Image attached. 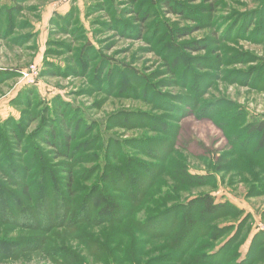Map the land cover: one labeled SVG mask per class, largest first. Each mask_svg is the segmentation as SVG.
I'll list each match as a JSON object with an SVG mask.
<instances>
[{"label":"rangeland","instance_id":"obj_1","mask_svg":"<svg viewBox=\"0 0 264 264\" xmlns=\"http://www.w3.org/2000/svg\"><path fill=\"white\" fill-rule=\"evenodd\" d=\"M22 9L11 31L0 36V122H17L23 113V120L29 118L24 141L29 143L45 114H52L48 108L69 106L71 131L91 138L94 147H106L103 157L96 158L93 149L69 159H55L53 153V163L68 161V170L77 167L84 190L90 185L87 177L111 163L122 165V152H130L139 171L153 165L159 177L153 186L139 190L153 191L147 201L174 188L179 199L175 204L209 192L216 201L237 207L240 215L216 222L227 232L212 244L218 248L235 234L244 257L251 239L264 234V153L255 150V138H244L240 128L264 117V0H28ZM69 12L75 13L74 24L61 28L52 22ZM8 27L4 22L0 33ZM88 46L93 51L86 62L79 50ZM171 61L179 63L177 70ZM32 65L36 75L31 74ZM101 68L106 69L99 77ZM27 88L36 96H20ZM53 111L55 117L58 109ZM151 117L159 118L160 125H150ZM12 152L21 155L17 149ZM219 156L229 163L225 170L216 168ZM182 160L189 172L212 175L213 184L177 186L174 172ZM7 229L0 224V237ZM19 233L27 234L24 228L9 232ZM72 233L53 230L49 250L65 236L78 248L73 234L79 232ZM82 250L92 264H103ZM163 251L146 255L155 259L153 264H165L175 252L160 262ZM51 257L24 255L0 264L62 262L60 256ZM108 258V264H130ZM192 260L189 253L179 264Z\"/></svg>","mask_w":264,"mask_h":264},{"label":"trees","instance_id":"obj_2","mask_svg":"<svg viewBox=\"0 0 264 264\" xmlns=\"http://www.w3.org/2000/svg\"><path fill=\"white\" fill-rule=\"evenodd\" d=\"M25 1L28 0L0 1L1 30L4 22L9 23L7 31H1L0 36H5L11 31V22L22 12ZM74 14L69 12L60 15L52 22L61 28L72 25L75 22ZM79 51L87 62L93 47L88 46L87 49L81 48ZM180 57L183 56L180 54ZM178 64L171 61L173 70H177ZM105 69L101 68L99 77ZM34 94L36 96L35 92L27 88L20 96L31 98ZM54 108L58 109L55 111V117ZM54 108L47 109V112L52 111V114H45L42 124L33 134L35 137H32L29 143L24 141L30 123H25L29 118L23 120V113L17 122H14L13 118L0 122V224L9 228L6 235L0 237V263L6 259L17 260L24 255L41 254L47 259L60 256L62 262L57 264H92L89 258L81 253L84 249L96 262L103 264H108L107 255L111 260L123 263L153 264L155 259L146 254L163 248L166 254L159 261L170 259L172 255L167 254L174 251L173 260L167 261L174 264L185 260L189 253H192L193 257L191 264L264 262L263 233H258L251 239L244 257L239 254L240 240L235 234L218 248L212 244L227 232L226 227L217 226L216 222L240 215L239 209L231 203L216 201L211 193L205 192L175 204L179 199L174 188L167 190L164 195L151 196L150 202L147 201L153 191L149 188L139 190L146 185L153 186L154 180L156 184L159 177H155L153 165L146 172L139 171L130 152L127 155L125 151L122 152V156L126 158L122 165L111 163L106 170H98V173L87 177L90 185L89 189L84 190L79 174L75 171L77 167H70L68 170V161L61 165L53 163V153L56 154L55 159H69L74 158L82 149H93L92 152L97 154L94 156L96 158L102 156V150L106 152V147L103 149L97 147V144L94 147L95 144H90L91 138H79L77 131H71L69 106L67 109ZM56 117L62 121L59 122ZM159 120L151 117L149 124L157 127L160 125ZM240 128L243 129L239 130L244 138L246 135L255 138V150L264 153V117H255L248 123H241ZM34 140H39L51 151H46ZM97 141L95 137L94 142ZM12 148L20 151L17 153L21 155L12 152ZM128 158L130 160H127ZM62 165L63 171L60 169ZM186 165L187 162L182 160L180 167L174 172L177 186L213 184L212 175L193 174L188 171ZM226 165L229 163L223 161V156H219L216 168L225 170ZM61 172L65 175L62 176ZM119 192L125 193L126 196L122 197ZM171 199L175 202L164 206V203ZM168 219L170 222H167ZM239 226L241 228L243 223L236 227V231ZM94 227L101 229L95 232ZM22 228L26 230V236L21 233L9 234L10 231ZM57 228L79 232L77 236L72 234L79 245H82V249L78 245L81 251L71 245L70 238L65 236L62 243L54 246L51 252L49 249L53 245L48 236ZM201 236L205 238L200 241ZM160 239L167 240L168 243L160 244ZM120 252L122 257L119 256Z\"/></svg>","mask_w":264,"mask_h":264},{"label":"built area","instance_id":"obj_3","mask_svg":"<svg viewBox=\"0 0 264 264\" xmlns=\"http://www.w3.org/2000/svg\"><path fill=\"white\" fill-rule=\"evenodd\" d=\"M31 68H32V70H33V71L31 72V74L36 75V74H35V73H37L36 65H32Z\"/></svg>","mask_w":264,"mask_h":264}]
</instances>
